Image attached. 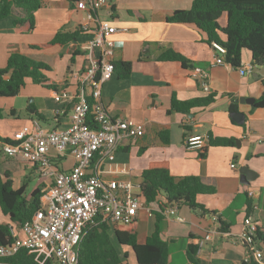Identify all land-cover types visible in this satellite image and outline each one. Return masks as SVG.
Returning <instances> with one entry per match:
<instances>
[{"label":"crops","instance_id":"obj_1","mask_svg":"<svg viewBox=\"0 0 264 264\" xmlns=\"http://www.w3.org/2000/svg\"><path fill=\"white\" fill-rule=\"evenodd\" d=\"M192 1L107 0V5L95 12V20L90 21L86 11L77 8L75 1L40 0V7L34 11V27L27 32L14 26V18L22 12L12 7L11 14L0 18V67L6 65L13 52L44 62L50 68L48 84L55 88H46L27 78L17 95L0 98L3 110L0 136L10 138L32 118H37L49 129L69 125V103L56 102L53 95L64 89L75 90L72 73L80 71L85 63L84 52L78 46L95 32L98 21H108L118 28L111 38L120 42L114 51L113 63L126 61L131 67L126 77L119 76V71L114 69L112 77L102 84L101 101L110 115L143 122L144 134L116 149L113 167L119 171L124 166L129 173L104 176L130 177L138 185L141 172L150 163L164 162L172 175H195L214 184L216 189L215 194L197 196L199 202L214 208L215 214L193 210L184 204H166L165 197L160 195L156 202L145 203L151 214L140 209L133 224L118 227L134 229L139 243L157 228L168 245L165 264H242L247 255L245 245L239 240L243 218L250 215L264 233V108L253 106L262 93L264 76L253 77L250 72L241 74L239 67L228 63L212 65L214 48L206 42L203 31L194 24L166 22L168 12L188 9ZM220 19V25H225L226 15L222 14ZM84 25H87L86 30L82 28ZM57 31L77 32V35L63 45L32 47L48 43ZM168 49L182 54L189 62L183 66L179 61L159 60ZM246 62L253 63L250 53L243 50L241 64ZM195 67L208 72L207 91L192 75ZM210 92L216 93V100L208 107L193 108L187 113L169 112L173 96L186 101ZM248 98L254 99L252 104L247 102ZM232 102L244 114L242 122L232 121L227 110ZM12 109L14 113L10 114ZM161 131L168 132L164 135L168 136L166 143L159 136ZM193 133L208 134L209 141L203 147L188 148L184 138ZM221 138H230L233 143H210V140ZM1 143L0 175L3 179L7 172L14 188L25 183L27 196L35 187L47 185L48 181L41 177L38 184L28 190L31 175L39 174L26 161L4 154ZM72 163L71 156L60 161L63 168H69ZM241 166L249 169L251 179L248 182L241 181ZM171 205L176 206L175 214L167 212ZM0 222L10 223L1 210ZM207 233L210 239L204 238ZM257 239L264 257V239ZM189 244L197 246L192 255L188 252ZM119 249L129 251L124 246ZM127 254V261L136 264L134 254Z\"/></svg>","mask_w":264,"mask_h":264},{"label":"built area","instance_id":"obj_2","mask_svg":"<svg viewBox=\"0 0 264 264\" xmlns=\"http://www.w3.org/2000/svg\"><path fill=\"white\" fill-rule=\"evenodd\" d=\"M75 2L77 8L86 11L90 21L95 20L98 9L107 5V0ZM82 28L86 30L87 25ZM117 30L108 21H98L95 32L78 46L84 52L85 63L80 71L72 73L75 90L64 89L53 95L56 102L64 101L71 107L67 127L45 128L37 118H32L14 131L9 141L1 143L4 154L26 161L48 182L31 217L21 224L9 223L12 239L0 244V258L28 249L51 257L53 264H77L79 243L89 227L99 222L131 225L140 209L151 214L140 194L133 192L137 184L130 177L104 176L129 173L124 166L119 171L113 167L116 149L144 134L143 122L114 117L101 101L102 84L114 73V51L120 42L111 35ZM211 45L214 48L212 65L226 64L225 49L216 42ZM253 66L251 62L241 64L240 73L250 72ZM192 75L207 91L208 72L195 67ZM208 141V134L193 133L184 138L188 148L203 147ZM66 156L73 159L69 168L60 165ZM167 212L175 214L176 206H169ZM177 219L182 221L180 216ZM258 229L250 215L243 218L239 240L246 247V261L250 257L264 261L257 244ZM210 237V233L204 236Z\"/></svg>","mask_w":264,"mask_h":264},{"label":"trees","instance_id":"obj_3","mask_svg":"<svg viewBox=\"0 0 264 264\" xmlns=\"http://www.w3.org/2000/svg\"><path fill=\"white\" fill-rule=\"evenodd\" d=\"M76 1V0H72ZM12 7L21 9L22 15L13 20L14 26L19 31L27 32L34 27V11L40 7V0H0V18L12 12ZM226 15L225 25H220L219 18ZM168 23L194 24L206 34V42H216L224 49L226 63L233 67L241 66L243 50L250 53L254 64H264V0H193L188 9H176L167 13ZM224 35L222 38L221 35ZM77 32L67 33L57 31L54 37L46 44L33 45V48H45L55 44L63 45L75 39ZM71 56V61L73 60ZM159 60L179 61L185 66L189 61L180 53L172 49L164 51ZM114 69L118 75L126 77L130 74V62H114ZM49 66L44 62L31 59L23 54L13 52L4 67H0V98H10L18 94L27 78L33 83L46 88H55L48 84L47 72ZM91 100V98H88ZM216 100V93L210 92L203 97L182 101L174 96L171 98L169 112H190L193 108H205ZM91 102V101H90ZM255 108H264V81L262 93L255 99ZM30 112L36 113L29 109ZM230 114L238 112L237 104L232 102L227 106ZM13 109L10 114H13ZM0 118L3 110L0 107ZM232 121L235 119L231 116ZM167 131H161L159 136L162 142L168 141ZM9 141L8 137L0 136V142ZM214 145H231L233 140L221 138L210 140ZM0 175V210L7 215L10 223L21 224L29 219L39 207V198L46 191V185L35 187L27 196L26 184L14 188L8 173ZM138 187L140 196L146 204L156 202L160 195L165 197L166 204H184L189 208L201 209L203 212L215 214V209L205 203L199 202L198 195L215 194V185L205 182L201 177L190 175L176 177L171 174L168 164L164 162L150 163L140 174ZM9 224L0 222V244L9 243L12 239ZM257 237L264 239V233L259 229ZM120 246L128 247L134 254L136 264H165L168 257V245L160 237V232L155 231L145 238L143 243L137 240L134 229H120L118 225H109L99 222L87 229L78 247L77 264H130L127 261L128 252L120 254ZM196 245L189 244L188 252L194 254ZM0 264H53L51 257L44 254L20 249L15 254L0 258ZM242 264H264V261L250 257Z\"/></svg>","mask_w":264,"mask_h":264},{"label":"water","instance_id":"obj_4","mask_svg":"<svg viewBox=\"0 0 264 264\" xmlns=\"http://www.w3.org/2000/svg\"><path fill=\"white\" fill-rule=\"evenodd\" d=\"M264 64H255L251 71H250V75H252L253 77H262L264 76ZM250 104L253 103L254 99L253 98H248L247 99ZM231 116L235 119V121L237 122H242L244 119V114L242 112H234L231 114ZM240 178L242 182H248L251 178L249 177V169L247 166H241L240 169Z\"/></svg>","mask_w":264,"mask_h":264},{"label":"rangeland","instance_id":"obj_5","mask_svg":"<svg viewBox=\"0 0 264 264\" xmlns=\"http://www.w3.org/2000/svg\"><path fill=\"white\" fill-rule=\"evenodd\" d=\"M219 23L221 24L220 18H219ZM21 117H22V115H21ZM40 178H41L40 175H37L35 173L33 175H31L30 180L28 181V190H31L33 187H35L38 184V182L40 181ZM133 192L136 194H138L140 192V189L137 185L134 186ZM120 253H122V251H120Z\"/></svg>","mask_w":264,"mask_h":264}]
</instances>
